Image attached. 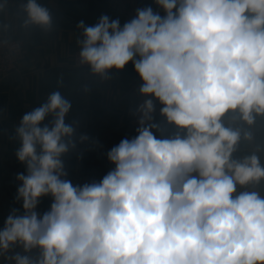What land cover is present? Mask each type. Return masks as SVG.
<instances>
[{
	"label": "clouds",
	"instance_id": "1",
	"mask_svg": "<svg viewBox=\"0 0 264 264\" xmlns=\"http://www.w3.org/2000/svg\"><path fill=\"white\" fill-rule=\"evenodd\" d=\"M155 4L164 15L148 6L123 26L107 15L78 24L80 62L105 79L131 62L145 98L137 135L107 152L114 168L99 182L66 178L63 157L89 137L66 123L59 91L15 126L27 174L17 175L22 213L0 229L3 264H264V196L239 190L264 182V163L235 156L264 118V0ZM24 11L26 27L51 30L37 0ZM154 101L172 134L154 135Z\"/></svg>",
	"mask_w": 264,
	"mask_h": 264
},
{
	"label": "crops",
	"instance_id": "2",
	"mask_svg": "<svg viewBox=\"0 0 264 264\" xmlns=\"http://www.w3.org/2000/svg\"><path fill=\"white\" fill-rule=\"evenodd\" d=\"M26 3L27 0H0V35L21 41L26 57L19 74L0 81V229L13 210L22 213V202L16 199L21 184L17 175L27 173L25 164L16 157L21 145L13 138L14 128L26 111L41 106L52 92L59 91L71 103L66 123L76 126L77 137L80 134L89 137L63 157L66 178L72 183L81 177L99 182L114 168L107 152L122 139L137 135L128 126L139 95L137 89L142 84L133 64L129 62L123 70H110L109 78L95 79L87 89H84L85 73L71 64L72 54L80 48L78 41L82 39L80 21L92 26L107 15L111 20L118 19L121 26L125 22L109 10L106 0H37L52 14V28L46 31L39 26L24 25ZM148 6L164 15L155 0H139V8ZM51 119L46 118L44 123ZM156 122L161 129L154 130L158 138L175 131L161 116ZM250 130L254 139L241 141L235 156L255 152L264 163V118L258 117ZM239 190H255L264 196V182ZM51 203V196L42 197L36 211L42 215L50 210ZM15 251L22 249L17 247Z\"/></svg>",
	"mask_w": 264,
	"mask_h": 264
},
{
	"label": "built area",
	"instance_id": "3",
	"mask_svg": "<svg viewBox=\"0 0 264 264\" xmlns=\"http://www.w3.org/2000/svg\"><path fill=\"white\" fill-rule=\"evenodd\" d=\"M106 2L109 10L119 16L125 23L135 17L136 10L139 8V0H106ZM79 51L80 48L72 54L71 64L73 68L82 70L85 73L86 85H84V89H87L91 81L105 78L93 74L87 65L80 62ZM25 59V52L21 41L11 39L6 35H0V81L11 75L19 74ZM143 99L145 98L138 95L134 105V115L128 122L129 128L135 133H137L136 128L138 127V118L135 114V108L138 104L143 102ZM154 103L156 105L154 114V119L156 121L160 116L159 111L162 105H160L158 101H154ZM85 183H91V181L87 177L75 178L73 180L74 185H83Z\"/></svg>",
	"mask_w": 264,
	"mask_h": 264
}]
</instances>
